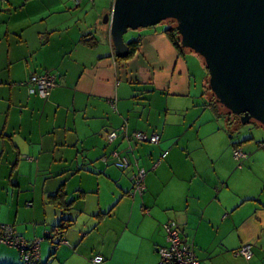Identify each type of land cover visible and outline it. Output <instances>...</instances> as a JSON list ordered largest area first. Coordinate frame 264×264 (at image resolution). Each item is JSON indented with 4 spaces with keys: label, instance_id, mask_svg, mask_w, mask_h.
<instances>
[{
    "label": "crops",
    "instance_id": "crops-1",
    "mask_svg": "<svg viewBox=\"0 0 264 264\" xmlns=\"http://www.w3.org/2000/svg\"><path fill=\"white\" fill-rule=\"evenodd\" d=\"M113 3L0 0V222L43 239L41 264H158L167 223L200 264H264V138L239 126L234 140L168 26L132 33L135 53L115 58L101 23ZM42 74L57 78L46 99L27 82ZM121 126L159 142L108 144ZM114 151L133 165L114 167ZM137 168L144 191L130 195ZM245 245L251 256L235 257ZM20 259L0 246V264Z\"/></svg>",
    "mask_w": 264,
    "mask_h": 264
},
{
    "label": "water",
    "instance_id": "water-1",
    "mask_svg": "<svg viewBox=\"0 0 264 264\" xmlns=\"http://www.w3.org/2000/svg\"><path fill=\"white\" fill-rule=\"evenodd\" d=\"M167 20L179 47L201 60L214 103L240 126L264 128V0H114L103 21L115 58L129 55L128 31Z\"/></svg>",
    "mask_w": 264,
    "mask_h": 264
},
{
    "label": "built area",
    "instance_id": "built-area-1",
    "mask_svg": "<svg viewBox=\"0 0 264 264\" xmlns=\"http://www.w3.org/2000/svg\"><path fill=\"white\" fill-rule=\"evenodd\" d=\"M76 5L80 0H73ZM30 83L36 88L37 94L40 98L46 99L51 90L55 88V76L51 74L33 75L30 79ZM119 136L127 140L128 143H150L157 144L159 142V135L151 134L147 135L143 132L127 133L126 127L121 126L118 130L113 131L106 136L108 144L113 143ZM166 156L164 153L161 157L163 159ZM111 157L113 159V166L118 169H127L131 167L129 159L120 155L117 152H112ZM233 157L236 160L245 158L240 150L234 152ZM105 160V159H104ZM144 169L137 168L136 174L132 176L134 181V189L130 195L135 193L142 194L144 190ZM166 232L167 246L158 249L160 260L158 264H200L192 253L190 247L182 243L177 229L173 223H167L163 226ZM50 238V235H47ZM43 239H34L32 242L27 241L22 236L18 235L11 226L0 223V246H8L16 249L22 259L23 264H40V244ZM67 242L64 239H60L57 245H65ZM235 257L249 258L251 256L250 245H245L239 248L234 254ZM103 258L101 256H95L91 260V264H102Z\"/></svg>",
    "mask_w": 264,
    "mask_h": 264
},
{
    "label": "rangeland",
    "instance_id": "rangeland-1",
    "mask_svg": "<svg viewBox=\"0 0 264 264\" xmlns=\"http://www.w3.org/2000/svg\"><path fill=\"white\" fill-rule=\"evenodd\" d=\"M103 20H104V16L101 19V23H104ZM171 22L172 21L167 20V21L162 22L161 24L157 25V27H165V26H168L170 24L172 25ZM134 32H136V31H128L124 35L125 41H129V38H130L129 36ZM187 60L189 62L190 68L192 70V77H193L192 83L195 86V89H200L201 91L204 90V86L206 85V84H204V81H205L204 77L206 78V76H205V70L201 64L202 63L201 60L193 53H191V55H187ZM206 94L210 100L211 99V93L209 92V94H208L206 92ZM219 109L221 111H224V109L221 107H219ZM262 128H263L262 126H259L255 123H252V124H249L246 126H242L240 129V135H243L245 133L248 136H253L252 140L254 142L261 141V139L264 138V134H262V132H263ZM233 135H234V140H237L238 138H240L239 134H237V133H234ZM251 142L252 141H250V143Z\"/></svg>",
    "mask_w": 264,
    "mask_h": 264
},
{
    "label": "trees",
    "instance_id": "trees-1",
    "mask_svg": "<svg viewBox=\"0 0 264 264\" xmlns=\"http://www.w3.org/2000/svg\"><path fill=\"white\" fill-rule=\"evenodd\" d=\"M172 23V25L170 24V25H168V28L165 30V35L170 39V41L174 44V46L181 52V53H183V49H181L180 47H179V36H178V34H177V31H176V29H175V23L174 22H171ZM127 45L129 46V55L126 57V58H129V57H131L134 53H135V51L137 50V47H138V41H132L131 43H127ZM126 58H124V59H126ZM204 67V66H203ZM205 69V68H204ZM206 71V70H205ZM51 75H53V74H51ZM33 76V75H32ZM31 76V77H32ZM53 76H55V75H53ZM31 77L29 78V80L27 81L28 82V84H31L30 83V79H31ZM206 78H207V72H206ZM55 82L57 83V78H56V76H55ZM32 85V84H31ZM56 86V85H55ZM206 86V85H205ZM204 86V91H205V93L207 92L208 94H209V91H207L206 90V87ZM210 105L211 106H215L216 108H219L215 103H214V101H213V98H212V96H211V99H210ZM223 117L224 118H226V120H227V122H228V125H229V130H230V134H234L237 130V128H239V124H238V122H236L235 121V119L232 117V116H229L228 114H226V112L225 111H223ZM128 133V132H127ZM131 133H134V132H129V134H131ZM130 146L129 147H131V145L133 144V145H141V144H150V143H137V142H131V143H128ZM152 145V144H151ZM237 150H240V149H235L234 151H233V154H234V152L235 151H237ZM241 151V150H240ZM242 153V152H241ZM243 154V153H242ZM245 157H246V155L245 154H243ZM243 159V158H242ZM240 160V159H239ZM133 165V163H131V166ZM128 169V168H127ZM134 174H136V171H135V173ZM145 175H146V172H145ZM133 189H134V181L132 180V190L131 191H133ZM144 191V190H143ZM143 191H142V193H143ZM135 194H138V195H141V194H139V193H135ZM134 194V195H135ZM1 223V222H0ZM2 224H4V223H2ZM7 225H9V224H7ZM165 225V224H164ZM163 225V226H164ZM9 226H11V228L13 229V226L12 225H9ZM163 228V227H162ZM65 229V226L64 225H62V226H59L58 227V234H62L61 232H63V230ZM14 230V229H13ZM163 231H164V229H163ZM165 232V231H164ZM165 236H166V232H165ZM180 236V235H179ZM181 238V237H180ZM44 239H49V241L54 245V246H56L57 245V240H55L54 241V238H53V235L51 234L50 235V238L49 237H47V235L44 237ZM60 240V239H59ZM33 241V240H32ZM32 241H29V242H32ZM183 243V242H182ZM16 250V249H15ZM18 252V251H17ZM19 253V252H18ZM20 255V254H19ZM20 258H21V256H20ZM22 260V259H21ZM200 263V262H199ZM22 264H23V262H22ZM40 264H41V259H40Z\"/></svg>",
    "mask_w": 264,
    "mask_h": 264
}]
</instances>
